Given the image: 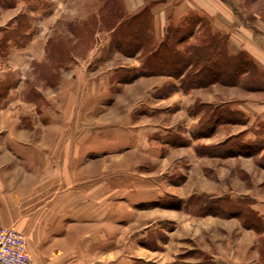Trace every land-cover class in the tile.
Segmentation results:
<instances>
[{
    "label": "rangeland",
    "instance_id": "obj_1",
    "mask_svg": "<svg viewBox=\"0 0 264 264\" xmlns=\"http://www.w3.org/2000/svg\"><path fill=\"white\" fill-rule=\"evenodd\" d=\"M124 2L0 0L1 120H47L45 108L51 119H85L89 114L63 109L79 99L102 107L90 113L97 121L130 127L126 136L135 143L147 129L145 148L132 142L115 154L142 160L123 171L125 182L150 183L147 193L159 194L153 202L124 197L131 264H264V118L250 113L264 108V70L256 66L264 61V0H211L210 7H222L214 20L190 9L175 18L172 5H160L165 0H141L131 14L160 5L164 28L191 17L197 31L190 42L216 32L214 24L239 28L244 48L234 56L255 70L239 82L226 74L191 88L186 71L143 74L141 53L118 49L114 25L119 14L131 15ZM98 88L106 90L95 95ZM116 171L115 184L123 177Z\"/></svg>",
    "mask_w": 264,
    "mask_h": 264
},
{
    "label": "crops",
    "instance_id": "obj_2",
    "mask_svg": "<svg viewBox=\"0 0 264 264\" xmlns=\"http://www.w3.org/2000/svg\"><path fill=\"white\" fill-rule=\"evenodd\" d=\"M210 3L211 0H165L160 5H172L175 18L190 9L214 20L222 7L218 3L210 7ZM141 4V0H125V12L131 14ZM160 5L151 7L157 41L167 27L158 24ZM213 26L214 31L229 35L230 54L244 48V42L236 38L239 28ZM257 61L261 64L257 68L264 70V61ZM98 89L95 95L106 90ZM81 92L77 94L85 95ZM93 106L98 105L79 104L78 99L74 105L63 107L73 114H89L81 120L51 119L47 108L48 119L38 122L2 121L0 116V225L25 235L36 264H131L135 254L130 251L129 223L123 218L131 210L124 197L153 202L159 196L157 192L147 193L152 190L150 183L125 182L123 171L140 166L141 159L130 153L115 155L130 144L145 148L147 129H141L140 141L135 143V137L126 136L125 128L130 127L123 122L113 127L92 118L90 113L102 108L92 110ZM250 113L255 119L264 118V108ZM113 144L116 145L111 147ZM115 170L123 175L117 184ZM142 184L143 191L138 189ZM140 203L144 202L133 205Z\"/></svg>",
    "mask_w": 264,
    "mask_h": 264
},
{
    "label": "trees",
    "instance_id": "obj_3",
    "mask_svg": "<svg viewBox=\"0 0 264 264\" xmlns=\"http://www.w3.org/2000/svg\"><path fill=\"white\" fill-rule=\"evenodd\" d=\"M118 19L113 30L115 44L125 53H141L144 61L143 74L170 73L178 77L186 71L183 80L187 88H191L221 80V76L226 74L233 81L239 82L242 75L255 70L252 61L244 56L241 58L242 54L234 56L229 53L226 34L212 31L207 37L200 36L197 42H190L191 36L197 31L195 23H189L191 17L184 24H169L158 41L153 33L150 6L128 16L119 14ZM181 42H187L189 46L185 50H179L176 46ZM173 56L176 61L171 59ZM218 66L225 68L226 72L221 74Z\"/></svg>",
    "mask_w": 264,
    "mask_h": 264
},
{
    "label": "built area",
    "instance_id": "obj_4",
    "mask_svg": "<svg viewBox=\"0 0 264 264\" xmlns=\"http://www.w3.org/2000/svg\"><path fill=\"white\" fill-rule=\"evenodd\" d=\"M0 264H36L25 235L13 227L0 225Z\"/></svg>",
    "mask_w": 264,
    "mask_h": 264
}]
</instances>
